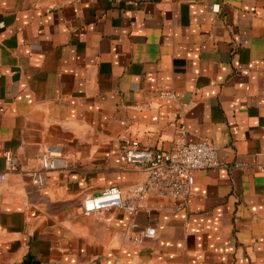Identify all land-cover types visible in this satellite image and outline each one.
<instances>
[{
    "label": "crops",
    "instance_id": "crops-1",
    "mask_svg": "<svg viewBox=\"0 0 264 264\" xmlns=\"http://www.w3.org/2000/svg\"><path fill=\"white\" fill-rule=\"evenodd\" d=\"M182 126L218 160L187 199L83 212L144 179L121 140ZM49 146L68 166L37 185ZM0 175V264H264V0H0Z\"/></svg>",
    "mask_w": 264,
    "mask_h": 264
},
{
    "label": "built area",
    "instance_id": "built-area-1",
    "mask_svg": "<svg viewBox=\"0 0 264 264\" xmlns=\"http://www.w3.org/2000/svg\"><path fill=\"white\" fill-rule=\"evenodd\" d=\"M157 95L164 100L176 98L174 91L166 89L158 90ZM117 156L120 162L135 165L143 171L144 179L134 184L126 197L116 185L105 187L99 194L86 195L82 199L84 213L110 208L134 212L136 203L150 192L162 198L185 200L192 194L194 172L218 164L212 143L207 139L188 141L185 139L183 126L168 148L152 149L141 146L137 139H123L120 141ZM35 161L38 168L32 170L31 175L32 181L37 185H42L51 171L68 166L60 147L56 146L46 147L37 155ZM5 163L8 167L14 165L9 151L5 152ZM234 166H238V163ZM154 235L155 229L147 227L139 231L134 240L140 242Z\"/></svg>",
    "mask_w": 264,
    "mask_h": 264
},
{
    "label": "water",
    "instance_id": "water-1",
    "mask_svg": "<svg viewBox=\"0 0 264 264\" xmlns=\"http://www.w3.org/2000/svg\"><path fill=\"white\" fill-rule=\"evenodd\" d=\"M32 262H33L32 258L28 256L26 259L23 260L22 264H39L37 262H34V263Z\"/></svg>",
    "mask_w": 264,
    "mask_h": 264
}]
</instances>
